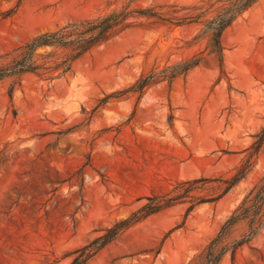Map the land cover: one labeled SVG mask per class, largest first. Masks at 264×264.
Segmentation results:
<instances>
[{"label":"rangeland","instance_id":"rangeland-1","mask_svg":"<svg viewBox=\"0 0 264 264\" xmlns=\"http://www.w3.org/2000/svg\"><path fill=\"white\" fill-rule=\"evenodd\" d=\"M128 0H0V55L40 31ZM201 0H132V6ZM198 25L141 23L48 80L0 82V264H68L72 252L142 197L199 176H228L264 125V0L222 35L226 75L207 56L185 78L139 96L113 92L203 44ZM14 85L12 93L10 92ZM264 173V149L217 202L179 203L126 229L85 264H187ZM205 192V191H203ZM246 231L237 225L232 237ZM220 264H264V229Z\"/></svg>","mask_w":264,"mask_h":264},{"label":"trees","instance_id":"trees-1","mask_svg":"<svg viewBox=\"0 0 264 264\" xmlns=\"http://www.w3.org/2000/svg\"><path fill=\"white\" fill-rule=\"evenodd\" d=\"M261 0H201L193 3L173 2L165 5L133 7L128 0L93 18L71 21L53 29L40 31L13 50L0 55V82L12 78L20 84L24 74L32 73L48 80L57 79L71 70L73 64L95 48L106 44L146 19L150 24L180 27L198 25L192 41L203 44L193 55L174 64L154 67L130 86L113 92L141 96L156 83L177 77L185 78L200 66L207 56L218 62L221 76L226 75L225 48L222 35L242 15ZM14 85L10 92L12 93ZM264 149V125L253 134L247 157L228 176H199L177 182L169 191L142 197L143 202L127 217L116 221L90 242L72 252L68 264H85L126 229L147 217L179 203H188L187 212L206 202H217L236 186L252 169L255 157ZM205 191V192H203ZM244 223L246 231L232 237L234 228ZM264 229V173L233 208L217 233L187 264H220L230 254L249 243Z\"/></svg>","mask_w":264,"mask_h":264}]
</instances>
